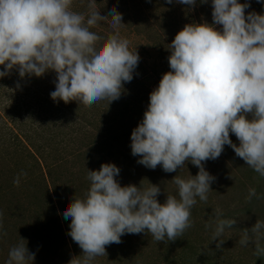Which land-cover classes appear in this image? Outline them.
<instances>
[{"label": "clouds", "instance_id": "1", "mask_svg": "<svg viewBox=\"0 0 264 264\" xmlns=\"http://www.w3.org/2000/svg\"><path fill=\"white\" fill-rule=\"evenodd\" d=\"M73 2L0 0V78L13 70L21 79L52 71L56 74L53 101L90 107L106 99L110 104L120 98L124 83L132 81L139 54L121 36L125 25L117 6L101 15L97 0H88L85 14L74 11ZM175 2L194 7L197 0ZM211 6L212 24H186L168 45L171 71L150 93L130 145L132 155L140 157L137 163L151 170L161 166L173 173L190 162L199 171L188 178L176 175L171 180L176 193H167L160 203L159 185L121 186L115 164L88 170L90 185L84 197L73 199L63 212L64 219L71 221L68 235L82 250L69 264H93L106 256V246L121 243L125 234L147 233L156 242L182 237L192 227L191 210L197 198L206 203L213 191L216 177L206 170L205 162L218 159L225 145L264 177V14L246 15L250 3L239 0H211ZM102 22H109L113 30L106 39L91 30ZM216 25L222 27L218 30ZM16 87L20 88L19 82ZM22 177H27L26 171L21 170L13 184L19 187ZM253 197L257 191L250 188L247 199ZM222 216L215 210L212 242L218 241L217 249L224 243L220 237L225 229L237 223ZM262 230L264 221L257 220L250 230H243L240 245L254 244L255 254H264L259 243ZM249 232L257 239L252 240ZM8 256L6 264L35 260V253L22 242L11 247Z\"/></svg>", "mask_w": 264, "mask_h": 264}, {"label": "rangeland", "instance_id": "2", "mask_svg": "<svg viewBox=\"0 0 264 264\" xmlns=\"http://www.w3.org/2000/svg\"><path fill=\"white\" fill-rule=\"evenodd\" d=\"M239 2L250 3L246 15L264 14V0ZM87 4L88 0H74L73 10L86 14ZM97 6L101 15L117 6L125 25L121 36L140 57L119 99L110 104L100 100L90 107L76 101H53L50 93L55 90L56 74L52 71L21 79L13 70L0 78V264H6L10 248L21 242L35 253L33 264H69L73 256L82 254L68 235L71 221L64 219L63 212L73 199L84 197L90 185L88 170L115 164L121 186L159 185L160 203L167 193H176L171 181L176 175L188 178L199 171L190 162L173 173L161 166L151 170L137 163L140 157L132 155L130 145L150 93L162 75L171 71L168 45L186 24L213 23L211 0H197L194 7L175 0L171 4L167 0H97ZM91 30L105 39L113 31L109 22ZM230 139L239 145L234 134L230 133ZM205 168L216 177L213 191L206 203L197 198L191 210L192 227L182 237L156 242L147 233L125 234L121 243L106 246V256L97 257L93 264H264V254L257 256L254 244L239 243L244 229L264 221V177L227 145L218 159L205 162ZM21 170L27 177L17 187L13 179ZM250 188L256 189L258 197L251 201L247 199ZM217 209L223 213L221 218L237 220L220 237L224 243L219 249L218 241L212 242ZM249 236L257 239L251 232ZM259 243L264 247V230Z\"/></svg>", "mask_w": 264, "mask_h": 264}]
</instances>
